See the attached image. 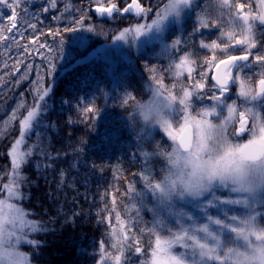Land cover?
<instances>
[{
    "label": "snow or ice",
    "instance_id": "1",
    "mask_svg": "<svg viewBox=\"0 0 264 264\" xmlns=\"http://www.w3.org/2000/svg\"><path fill=\"white\" fill-rule=\"evenodd\" d=\"M27 3L0 0V7L10 10L8 24L0 16V42L5 43V50L11 47L9 40L21 47L16 39L23 37L21 24L26 29L36 28L28 19ZM45 3L41 12L57 8V0ZM91 3L102 17L122 12L150 20L124 28L114 39L131 46L140 37H151L161 43L162 53L169 57L163 72L149 68V100L137 101L131 93L122 100L123 105L131 101L146 129L162 132L170 144L157 143L152 152L142 153V169L134 174L140 177L142 190L129 182L123 194L128 198L126 203L110 194V206L104 205L101 220L109 231L107 240L99 243L98 264H131L128 253L143 257L140 264H264V105L253 104L264 101V43L257 33V22L264 26V0H205L203 8L199 0H167L155 8L145 0H130L122 8L114 0ZM65 11H71V6L66 4ZM33 18L39 19L35 14ZM83 19L82 13L72 23L81 26ZM185 20H192L189 37L198 33L202 37L199 48L209 55L184 51L180 45L186 41L180 38L170 45L164 42L169 25L179 27ZM205 30L216 38L205 42ZM49 34L61 38L62 48L61 30H50ZM31 43L35 45L36 38ZM39 48L52 51L44 43ZM22 51L31 54L27 45ZM36 54L40 55L39 51ZM45 59L55 68L50 57ZM20 64L23 60L18 59L16 65ZM164 72L173 78L170 86L164 82ZM233 86L244 103L228 102ZM50 91L37 89L38 100L19 121L20 138L7 153L12 172L8 182L0 186V264H30V257L20 249H38L41 244L27 233L47 232L44 224L26 219L27 213L16 202L24 196L22 166L33 155L32 149L23 152L19 146L41 116ZM205 99L213 103L205 105ZM97 112L94 106L84 109L86 115ZM16 115L14 110L11 119ZM154 157L163 161L158 174L152 167ZM118 204L123 205L122 210ZM145 209L151 212L152 220L133 231L144 223L141 213Z\"/></svg>",
    "mask_w": 264,
    "mask_h": 264
},
{
    "label": "trees",
    "instance_id": "2",
    "mask_svg": "<svg viewBox=\"0 0 264 264\" xmlns=\"http://www.w3.org/2000/svg\"><path fill=\"white\" fill-rule=\"evenodd\" d=\"M114 2L122 8L129 0ZM145 2L154 8L159 4L157 0ZM199 3L201 8L205 6V0H199ZM66 4L71 6V11H65ZM94 4L91 0H57L56 9L40 14L36 22L39 36L47 40L48 32L57 29L65 35L64 27L82 13L89 15L94 24L99 23L114 32L136 21L131 16L121 15L115 16L112 22L97 21L89 11ZM181 28L183 31L180 35L177 32V38L186 43L180 48L198 53L200 57L208 55L205 49L199 48L201 38L198 34L189 37L192 24L183 23ZM77 53L81 56L79 51ZM167 66L166 54L154 44L132 52L128 61L116 59L112 64L104 59H92L76 64L62 74L56 72L47 79L52 82L50 94L22 146L23 152L32 149L33 155L22 166V174L26 177L21 184L24 196L16 202L31 220L47 227L46 233L28 235L39 241L41 247L20 249L30 257L31 263L98 264L99 243L107 240L109 231L108 224L101 220L104 205L109 203L110 206V194L114 193L118 201L123 199L126 203L128 198L123 194L129 182L134 183L138 191L142 190L140 177L134 175L142 169V153L152 152L157 143L161 146L169 144L161 132L155 131L149 136L143 130L141 118L134 113L132 102L123 105L122 100L126 93H131L137 101L144 102L151 83L149 68L156 67L163 72ZM163 75L164 81H168V73ZM0 76L2 186L12 172L7 153L19 133V120L35 104L36 98L29 82L17 87L6 70ZM94 85L100 90L99 94L93 95ZM20 104H23L22 108ZM89 106H94L98 112L86 115L84 109ZM14 110L17 111L15 120L11 119ZM162 166L159 157L152 159L154 174H158ZM118 206L122 210L123 205ZM150 214L145 209L141 213L144 223L138 224L133 231L150 222ZM144 242L147 245V237Z\"/></svg>",
    "mask_w": 264,
    "mask_h": 264
},
{
    "label": "rangeland",
    "instance_id": "3",
    "mask_svg": "<svg viewBox=\"0 0 264 264\" xmlns=\"http://www.w3.org/2000/svg\"><path fill=\"white\" fill-rule=\"evenodd\" d=\"M157 2H159V5L162 7L163 4L167 2V0H157ZM27 6L30 8L28 19L32 23L36 24L38 20L33 18V14H35V16L39 18L40 14L43 13L40 11V8L42 6H47L45 3V0H28ZM23 7L24 5H22L21 9L19 10V14L21 17L23 16ZM9 15H10L9 9L0 7V16L3 17L4 24H8ZM80 17L81 16H79L78 18ZM90 19L91 18L89 15H84L83 24L81 26H77L73 24L72 22L74 19H72L71 22L64 27V29L66 27H77L78 30L76 32L65 31V35H63L62 48L59 47L60 39H61L60 37L50 35L48 39L45 40L39 36L38 34L39 31H38L37 26L35 29H31V28L26 29L24 24H21L19 28H20V31L24 33L23 37L16 38L21 47L19 48L16 47V43L12 40H9L7 43L11 45V47L8 50H5V43L0 42V74L3 70H6L7 75L10 78V80H13V82L16 81L17 87H19L24 82H29V86L32 89L33 96L36 98V102H37L38 100L37 89H43V88L50 89L52 82H48L47 79L52 78L53 74L56 72H59L60 74H62L68 71L69 69H71L76 64L89 61L92 59H98V58L104 59L107 62H110L112 64L115 63L116 59H119L120 61L121 60L128 61L129 55L132 52L136 53L140 50H143L145 47L152 46L154 44L159 45V47L162 49L161 43L157 40L152 39L151 37H140L139 40L131 44V46L129 43L116 41L114 39L115 36L119 35L120 31H122L124 28L133 26L138 22L148 23L150 22V20H141L140 18L137 17L134 23L128 26H124L120 28L119 30H117L116 32H114L113 30H109V29L107 30L106 29L107 27L104 28L103 25L99 23L94 24L93 22L90 21ZM182 24L179 27L175 23H172L169 25L168 30L165 33V40H164L165 43L170 45L174 40H176L177 32L180 35L181 31H183V29L181 28ZM88 28H93L94 30L88 31L87 30ZM43 31L45 32L46 30L43 29ZM207 31L208 30H205L204 34H207ZM5 34L7 35V33ZM33 38H36L35 45L31 43ZM40 43H44L48 45L52 49V51L49 52L48 48H39ZM25 45L28 46L29 52L31 53L30 55L22 51V47ZM34 49L36 51H39L40 55H37ZM78 51L80 52L81 56L77 55ZM181 54L183 53H179L177 56ZM45 57L51 58L52 63L55 64V68L50 67L49 60L45 59ZM166 58L169 64V57L167 54H166ZM18 59L23 60V64L16 65V61ZM5 64H7V67H5ZM25 65H30L31 67L28 68V67H25ZM17 68L19 70H17ZM1 77L2 76H0V78ZM167 79L168 81L166 82L164 81V82L166 85L170 86L173 82V78L171 77L169 73H168ZM184 79L185 81L187 80L186 75ZM38 81L39 83H37ZM97 83L98 82H96L95 84ZM96 87L97 86L94 85L93 90H92L93 95L100 93V90L97 89ZM150 98H151V93L149 92L148 98H146L144 102H146ZM237 98L238 100L236 101V103L238 105L244 102L238 96ZM227 99L229 103L233 101L229 97H227ZM203 103L205 105H211L213 102L211 100L205 99ZM257 103L264 105V101L253 102V104H257ZM23 118L24 117H22L21 119ZM143 130H145L147 133L148 131H151L152 134L156 131L150 128L146 129L144 122H143ZM161 134L163 135L162 132ZM164 137L168 141L167 137L166 136ZM19 138L20 137L18 133V135L14 138L12 144L15 142L16 139H19ZM168 143L170 144V141H168ZM23 144L24 143H22L19 146L20 151H22ZM10 150L11 148L9 149V151ZM10 161H11V158H10ZM13 202H16V201H13ZM149 207H151V204H149ZM212 211L215 212V210H212ZM149 217L152 220V214H150ZM25 218L30 219L28 215ZM30 233L31 232H28L27 235H29ZM128 256L131 259V264H140V259H143V257L137 258L135 256H132L131 253H128ZM30 264H33V263L30 262Z\"/></svg>",
    "mask_w": 264,
    "mask_h": 264
},
{
    "label": "flooded vegetation",
    "instance_id": "4",
    "mask_svg": "<svg viewBox=\"0 0 264 264\" xmlns=\"http://www.w3.org/2000/svg\"><path fill=\"white\" fill-rule=\"evenodd\" d=\"M183 23H187V24L191 23L192 24V20H185ZM190 30H192V28ZM257 33H258V38H259L260 42L264 43V26H259L258 22H257ZM199 37L202 38L200 35H199ZM204 38H205V40H211V39H215L216 37H215V35L210 36L209 30H208L207 34H204ZM245 71H247V70H245ZM230 91H231V94L228 95V97L231 98V100H233V101H237L238 100L237 95H236L237 87L233 86Z\"/></svg>",
    "mask_w": 264,
    "mask_h": 264
},
{
    "label": "water",
    "instance_id": "5",
    "mask_svg": "<svg viewBox=\"0 0 264 264\" xmlns=\"http://www.w3.org/2000/svg\"><path fill=\"white\" fill-rule=\"evenodd\" d=\"M95 8H96V5L92 6L91 7V13L92 15L97 19V20H107V21H111L113 17H107V16H100L98 13L95 12ZM121 15L123 16H126V15H130V16H134L133 14H125V13H120Z\"/></svg>",
    "mask_w": 264,
    "mask_h": 264
}]
</instances>
